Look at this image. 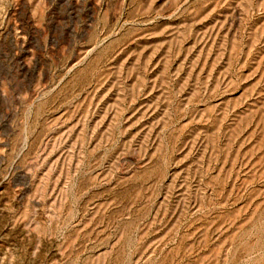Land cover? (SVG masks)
Returning a JSON list of instances; mask_svg holds the SVG:
<instances>
[{"label": "rangeland", "instance_id": "1", "mask_svg": "<svg viewBox=\"0 0 264 264\" xmlns=\"http://www.w3.org/2000/svg\"><path fill=\"white\" fill-rule=\"evenodd\" d=\"M0 264H264V0H0Z\"/></svg>", "mask_w": 264, "mask_h": 264}]
</instances>
